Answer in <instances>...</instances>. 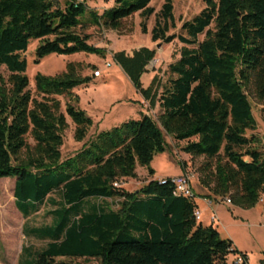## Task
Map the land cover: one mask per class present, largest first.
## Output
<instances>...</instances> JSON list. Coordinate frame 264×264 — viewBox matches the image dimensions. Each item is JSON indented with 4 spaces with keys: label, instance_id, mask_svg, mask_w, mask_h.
Wrapping results in <instances>:
<instances>
[{
    "label": "trees",
    "instance_id": "1",
    "mask_svg": "<svg viewBox=\"0 0 264 264\" xmlns=\"http://www.w3.org/2000/svg\"><path fill=\"white\" fill-rule=\"evenodd\" d=\"M90 1L0 0V67L8 72L7 77L0 72V180L16 178L14 196L25 218L38 213L52 195L59 196L52 202L53 225L31 231L50 242L35 254L25 249L29 258L23 264H78L76 259L232 264L230 257L243 253L196 219V198L176 196L172 180L151 181L133 192L122 183L137 178V166L148 168L168 150V136L187 143L185 154L205 160L201 184L209 199L230 200L245 210L260 203L264 153L257 149L261 141L248 133L258 129L250 96L264 104V0H204L206 8L183 25L186 36L170 35L176 28L174 5L165 0L152 42L184 45L180 60L169 68L168 82L156 76L147 89L141 85L154 50L113 56L151 108L159 105V121L148 115L130 121L64 159L67 119L77 143L93 126L70 97L90 78L82 76L81 64L72 63L59 76H37L34 94L26 75L30 42H39L38 61L54 54L104 57V50L89 44L87 31L121 32L128 19L140 14L147 34L146 22L155 14L153 0H114L103 14L89 8ZM61 97L69 99L65 113ZM115 199L121 201L118 210L98 203L87 207L92 200ZM1 217L0 202V264Z\"/></svg>",
    "mask_w": 264,
    "mask_h": 264
},
{
    "label": "rangeland",
    "instance_id": "2",
    "mask_svg": "<svg viewBox=\"0 0 264 264\" xmlns=\"http://www.w3.org/2000/svg\"><path fill=\"white\" fill-rule=\"evenodd\" d=\"M64 5L65 0H61ZM165 0H153L151 7L155 14L147 20L148 33L144 34L141 24L143 18L136 14L128 19L121 32L92 28L87 31L91 40L89 44L105 51L104 57L95 54H75L70 56L49 55L38 61V41H31L29 50L25 54L28 63L26 75L30 80V88L35 94V79L37 76L56 77L67 72L69 64H81L82 76L90 78V81L72 91L73 105L86 112L93 121V126L83 143H77L74 139L75 127L68 118L69 128L65 132V144L62 148L64 159L75 156L85 143H89L96 136L122 127L130 121H139L143 116H151L157 122L162 110L157 105L151 108L137 87L116 64L113 56L124 52L133 56L142 48H149L156 52L154 60L148 66V72L141 78V85L147 89L158 76L163 84L171 77L169 68L181 58L183 44L176 40L172 44L163 42L153 43L151 33L156 25L157 15L160 14ZM174 17L176 28L170 35H184L182 30L186 22L192 21L205 8L204 0H173ZM89 8L96 9L100 14L114 7V0H92L88 3ZM214 27L212 26V29ZM205 34L199 37L202 42ZM110 65V67H108ZM101 72V77H96V72ZM0 72L8 76L5 67H0ZM69 97V98H70ZM62 103V111L65 113L69 99L58 98ZM254 108V117L258 129L249 132V136H256L261 142L257 149L264 153V104L250 96ZM168 150L155 156L151 165L146 167L137 166L136 179L123 181L122 186L127 191L133 192L141 189L151 181L172 180L183 174L193 177V187L196 193V203L202 212V223L205 226H213L221 237L233 242L239 253H247L251 264H260L264 260V195L260 203L253 209L245 210L226 200H216L212 208H205L204 200L200 198L208 196V191L201 184L203 178L202 168L205 160L195 158L184 153L186 142H177L173 138L166 137ZM150 169L154 174H150ZM16 178L8 177L0 180L1 188V256L2 264H23L28 260V252L35 254L44 250L48 243L47 239H39L31 235V231L44 229L53 225L55 217L52 212L56 209L52 202H59L58 195H52L49 201L40 207L38 213L25 218L23 212L17 207L14 196ZM200 195V196H199ZM222 200V201H221ZM120 200H92L90 204H100L111 210H118ZM217 217V223H212V217ZM233 256L232 258H234ZM231 258V259H232ZM78 264H100L98 260H74Z\"/></svg>",
    "mask_w": 264,
    "mask_h": 264
},
{
    "label": "built area",
    "instance_id": "3",
    "mask_svg": "<svg viewBox=\"0 0 264 264\" xmlns=\"http://www.w3.org/2000/svg\"><path fill=\"white\" fill-rule=\"evenodd\" d=\"M110 67V65H108ZM96 77H101V72L95 73ZM193 177L186 173L179 177H176L172 179V183L175 187V195L178 197H185V198H196V194L193 187ZM165 183V182H164ZM116 187H120V184H115ZM228 204H231L230 200H226ZM196 219L198 221L201 220V213L199 211L195 214ZM212 223H216L218 221L217 217H212ZM232 264H248L247 258L243 254H238L235 256V260L232 262Z\"/></svg>",
    "mask_w": 264,
    "mask_h": 264
},
{
    "label": "crops",
    "instance_id": "4",
    "mask_svg": "<svg viewBox=\"0 0 264 264\" xmlns=\"http://www.w3.org/2000/svg\"><path fill=\"white\" fill-rule=\"evenodd\" d=\"M196 194V193H195ZM200 196V195H199ZM200 198L201 199H203L204 200V205H205V208L207 209V208H212L213 207V205H214V203H215V201L216 200H219V199H215V198H213V199H209L207 196L206 197H202V196H200ZM222 201V200H221ZM198 211L201 213V222H202V212L200 211V209L198 208ZM218 219V218H217ZM212 220V219H211ZM217 223V222H216ZM203 224V223H202ZM204 225V224H203ZM236 248V247H235ZM237 249V248H236ZM244 254H246L247 255V253H244ZM232 257H230V259H229V262L230 263H232L234 260H235V257L234 258H232ZM247 262H248V264H251V260H250V258L248 257V255H247Z\"/></svg>",
    "mask_w": 264,
    "mask_h": 264
}]
</instances>
